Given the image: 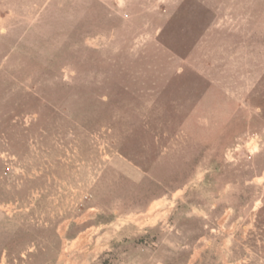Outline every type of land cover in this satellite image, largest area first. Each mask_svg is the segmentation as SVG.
Segmentation results:
<instances>
[{
    "label": "rangeland",
    "instance_id": "1",
    "mask_svg": "<svg viewBox=\"0 0 264 264\" xmlns=\"http://www.w3.org/2000/svg\"><path fill=\"white\" fill-rule=\"evenodd\" d=\"M0 264H264V0H0Z\"/></svg>",
    "mask_w": 264,
    "mask_h": 264
}]
</instances>
